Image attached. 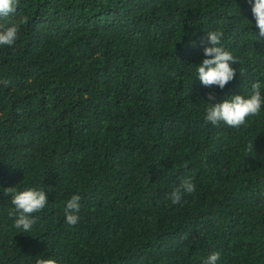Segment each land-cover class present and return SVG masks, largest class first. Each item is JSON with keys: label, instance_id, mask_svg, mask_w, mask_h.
Instances as JSON below:
<instances>
[{"label": "trees", "instance_id": "1", "mask_svg": "<svg viewBox=\"0 0 264 264\" xmlns=\"http://www.w3.org/2000/svg\"><path fill=\"white\" fill-rule=\"evenodd\" d=\"M2 19L24 23L0 48V186L44 188L49 205L20 233L0 191V264H264V113L239 129L204 119L209 92L264 78L248 0H18ZM213 30L237 57L223 90L191 66ZM186 177L196 191L174 205Z\"/></svg>", "mask_w": 264, "mask_h": 264}, {"label": "clouds", "instance_id": "2", "mask_svg": "<svg viewBox=\"0 0 264 264\" xmlns=\"http://www.w3.org/2000/svg\"><path fill=\"white\" fill-rule=\"evenodd\" d=\"M254 18L255 27L259 29L257 36L251 31L255 41L264 42V0H248ZM18 0H0V48L14 46L17 42L23 20L3 24L2 18L10 17L17 11ZM240 15V8L237 7ZM253 20L244 19L245 28H250ZM223 33L219 30L208 31L207 47L203 50L204 59L194 66L193 76L199 85L219 88L223 90L236 78L237 57L222 44ZM189 46L195 47L196 40L192 39ZM264 77V72L261 73ZM216 100L214 93L209 92L205 105L204 119L213 126L225 125L229 128L239 129L245 126L252 117L264 113V78L255 79L245 85L243 94L232 95L222 102ZM260 133V132H259ZM258 133V134H259ZM257 134V135H258ZM256 135V136H257ZM255 136V138H256ZM247 153L254 152V141H250L246 148ZM0 191L10 197L11 209L9 215L13 218V226L20 233H31L39 223L42 214L47 210L49 197L44 188L38 187H9L0 186ZM196 185L191 177H186L180 185L168 195L172 204H179L184 195L193 194ZM81 196L73 194L64 204L63 213L65 223L76 225L80 219L82 208ZM220 253L214 252L203 260V264H218ZM36 264H58L55 258L40 256Z\"/></svg>", "mask_w": 264, "mask_h": 264}, {"label": "bare ground", "instance_id": "3", "mask_svg": "<svg viewBox=\"0 0 264 264\" xmlns=\"http://www.w3.org/2000/svg\"><path fill=\"white\" fill-rule=\"evenodd\" d=\"M207 33H208V32H205V31H204L202 34H203L205 37H207ZM202 45L204 46V48L207 47V46H209V45H207V43H204L203 40H202ZM203 50H204V49H203ZM203 50H201L200 54H201V56H202L203 58H205L204 55H203Z\"/></svg>", "mask_w": 264, "mask_h": 264}]
</instances>
